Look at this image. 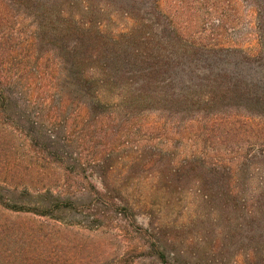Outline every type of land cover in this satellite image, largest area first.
Here are the masks:
<instances>
[{
	"label": "rangeland",
	"instance_id": "374dc122",
	"mask_svg": "<svg viewBox=\"0 0 264 264\" xmlns=\"http://www.w3.org/2000/svg\"><path fill=\"white\" fill-rule=\"evenodd\" d=\"M159 5L163 23L113 10L85 21L95 39L66 65L36 34L44 9L0 0V201L70 205L51 217L0 207V264H264V118L208 106L205 84L182 110L160 106L161 78L139 100L137 80L111 67L120 35L141 25L150 44L138 50L176 70L194 51L254 56L256 12L243 0Z\"/></svg>",
	"mask_w": 264,
	"mask_h": 264
},
{
	"label": "trees",
	"instance_id": "16d2710c",
	"mask_svg": "<svg viewBox=\"0 0 264 264\" xmlns=\"http://www.w3.org/2000/svg\"><path fill=\"white\" fill-rule=\"evenodd\" d=\"M21 1L31 3V6L35 5L37 9H44L45 21L38 23L36 34L40 39L46 37L54 44L52 49L58 61L66 65L80 60L75 55L80 51L88 50L89 40L95 39L96 33L84 29L83 23L93 21V26L101 24L105 10H113L124 17L135 20L142 19L139 17L142 14H149L156 21L155 23H163L161 20L163 12L160 9L159 0H85L86 5L83 7L80 6V0ZM243 1L256 12V24L261 44L254 56L242 53L240 55L244 56H239L232 52L194 51L191 57L176 59V65L180 68L176 70L174 67L169 68L172 59L163 58V56L145 57L138 50L139 45L150 44L143 25H141L135 30L132 29L120 35L119 41L112 49V53L117 56L112 60L111 67L121 78L131 79L130 76H132L137 80L135 92L140 94L137 97L139 100H145L155 94L153 80L161 78L163 87L160 92L156 93L161 98L159 104L162 103L160 106L177 110L185 107L189 101L191 104V100L187 101V91L205 88V84L211 90L209 101H207L208 106L226 104L229 110L241 109L240 112L264 118V0ZM137 22L142 24L141 21ZM171 28L170 24L166 23V26L162 27L161 34L172 35L174 32ZM189 67L193 68L188 69ZM68 68L64 71L66 78L72 73V69L68 71ZM197 69L208 72L205 81L196 77ZM58 153L63 158L68 155L67 152H62L61 148L58 149ZM91 160L95 162V159ZM23 195L25 198L18 201L20 203H17L14 198H8L9 204L13 205L0 201V207L15 213L51 217L55 210L59 211L70 206L69 203L62 206V198L50 193L35 196L24 192ZM260 214V217L264 219V203ZM253 219L254 221L260 220L258 216ZM253 219L249 220L253 221Z\"/></svg>",
	"mask_w": 264,
	"mask_h": 264
}]
</instances>
